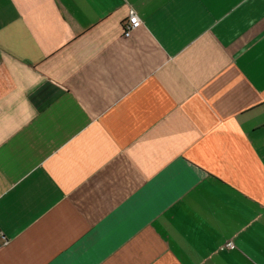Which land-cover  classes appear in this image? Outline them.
<instances>
[{"label": "crops", "instance_id": "obj_1", "mask_svg": "<svg viewBox=\"0 0 264 264\" xmlns=\"http://www.w3.org/2000/svg\"><path fill=\"white\" fill-rule=\"evenodd\" d=\"M0 234V264H264V0H0Z\"/></svg>", "mask_w": 264, "mask_h": 264}, {"label": "built area", "instance_id": "obj_2", "mask_svg": "<svg viewBox=\"0 0 264 264\" xmlns=\"http://www.w3.org/2000/svg\"><path fill=\"white\" fill-rule=\"evenodd\" d=\"M141 26V22L138 19V17L133 13V11H130L129 16L127 20L123 23L122 27V35L124 37H129L136 29H138ZM0 240H3L2 235L0 234ZM223 248L227 250H233L234 245L231 241H227Z\"/></svg>", "mask_w": 264, "mask_h": 264}]
</instances>
